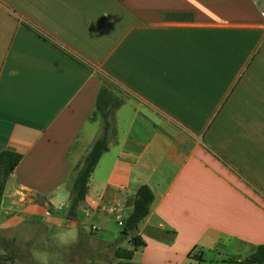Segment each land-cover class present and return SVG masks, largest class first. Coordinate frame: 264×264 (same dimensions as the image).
I'll return each instance as SVG.
<instances>
[{
	"label": "crops",
	"instance_id": "1",
	"mask_svg": "<svg viewBox=\"0 0 264 264\" xmlns=\"http://www.w3.org/2000/svg\"><path fill=\"white\" fill-rule=\"evenodd\" d=\"M263 11L264 0H0V152L22 155L0 237L41 264H101L128 242L117 221L146 185L136 264H220L264 245ZM101 78L124 104L70 216L72 171L102 133Z\"/></svg>",
	"mask_w": 264,
	"mask_h": 264
},
{
	"label": "trees",
	"instance_id": "2",
	"mask_svg": "<svg viewBox=\"0 0 264 264\" xmlns=\"http://www.w3.org/2000/svg\"><path fill=\"white\" fill-rule=\"evenodd\" d=\"M115 89L118 88L108 79L101 78V86L96 98V111L101 121L102 133L92 144L82 162L77 164L72 171L70 216L76 215L79 204L84 201L90 177L102 155L108 151L110 136L115 133L114 114L124 104L122 98L114 92ZM21 160L22 155L19 153L0 152V201L7 181ZM153 201L154 195L151 189L146 185L140 186L134 197L132 212L124 219L121 227L122 232L126 233L121 238L128 240L130 248L117 247L114 249L115 264H135L133 262L135 252L145 247V243L136 235V230L138 225L149 215ZM2 259L3 257L0 255V261ZM195 260L201 262L198 257H195ZM7 261L13 263L14 259L7 257ZM220 264H264V245L259 246L248 258H228L221 261Z\"/></svg>",
	"mask_w": 264,
	"mask_h": 264
},
{
	"label": "rangeland",
	"instance_id": "3",
	"mask_svg": "<svg viewBox=\"0 0 264 264\" xmlns=\"http://www.w3.org/2000/svg\"><path fill=\"white\" fill-rule=\"evenodd\" d=\"M101 125V122H99ZM100 131V132H99ZM98 131V137L101 135V126ZM97 137V138H98ZM115 231L116 233L119 232V228L115 225ZM123 248H130L128 245V242L124 241ZM36 250L35 249H24L21 248L18 243H14L9 240H4L0 237V255H2L3 259L0 261V264H41L40 261L34 257ZM139 255V254H137ZM7 257H11L14 259L13 263H10L7 261ZM212 257V254L205 253L204 255V264H210V258ZM101 264H112L113 261H116L114 258V249H107L103 252V255L101 256ZM138 259V256L133 260V262L136 264Z\"/></svg>",
	"mask_w": 264,
	"mask_h": 264
},
{
	"label": "built area",
	"instance_id": "4",
	"mask_svg": "<svg viewBox=\"0 0 264 264\" xmlns=\"http://www.w3.org/2000/svg\"><path fill=\"white\" fill-rule=\"evenodd\" d=\"M261 17H262V20H263V22H264V11L261 13ZM123 221L124 220H122L121 218L117 221V225L119 226V227H122V225H123Z\"/></svg>",
	"mask_w": 264,
	"mask_h": 264
},
{
	"label": "water",
	"instance_id": "5",
	"mask_svg": "<svg viewBox=\"0 0 264 264\" xmlns=\"http://www.w3.org/2000/svg\"><path fill=\"white\" fill-rule=\"evenodd\" d=\"M121 234H122V236H125L126 235V233H124V232H122Z\"/></svg>",
	"mask_w": 264,
	"mask_h": 264
}]
</instances>
